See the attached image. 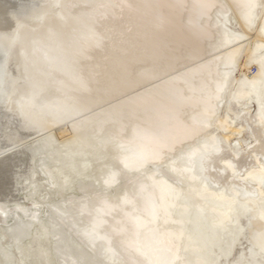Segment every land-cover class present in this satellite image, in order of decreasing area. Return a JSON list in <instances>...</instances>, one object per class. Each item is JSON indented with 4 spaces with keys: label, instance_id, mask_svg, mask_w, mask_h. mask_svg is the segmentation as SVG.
<instances>
[{
    "label": "water",
    "instance_id": "95a60500",
    "mask_svg": "<svg viewBox=\"0 0 264 264\" xmlns=\"http://www.w3.org/2000/svg\"><path fill=\"white\" fill-rule=\"evenodd\" d=\"M199 0H0V264H149L148 136Z\"/></svg>",
    "mask_w": 264,
    "mask_h": 264
},
{
    "label": "rangeland",
    "instance_id": "374dc122",
    "mask_svg": "<svg viewBox=\"0 0 264 264\" xmlns=\"http://www.w3.org/2000/svg\"><path fill=\"white\" fill-rule=\"evenodd\" d=\"M223 1L226 3L225 0ZM254 3L253 7L250 5L251 8L248 12L243 11L236 4L226 3L225 10L211 11L207 17L200 18L196 23L199 31L189 36L197 37V39L188 40L194 42L191 48L180 50L179 61L174 66L169 79L177 80V86L184 88L182 91L184 98L193 99L197 94H189L188 84L182 83L186 80L185 77H189L188 81L193 89L205 84L203 92L204 109H207L205 115H209L210 111L208 110L214 108L213 118L209 122L210 127L202 132L196 141L184 143L176 153L166 158V163L148 165V176L154 174L155 179L167 180L175 186L177 191L186 190L187 179L173 173L169 164L173 163L175 159L181 160L186 153L198 148L201 154H198L197 157L193 156L195 161L192 174L200 179L202 184L208 186L209 191L223 192L221 198L223 208L221 209V218L217 222L220 229L217 230L219 234L214 236L213 233L204 232L201 245L197 244L201 247L203 258L197 260L196 252L192 249L186 250L184 244L179 250V255L176 258L173 257L170 264H264V245L260 237L257 236L261 231L255 225L261 220L257 215H251V212L255 211L252 203L246 204L243 208L238 206L240 203H246L240 189L249 191L247 200L259 199L257 184L250 179L244 180L243 176L246 171L236 168L232 177L224 179V182L221 180L223 185H214L203 173L202 168V157L212 159L218 156V151L223 146H225V154H230L231 150L243 154L257 146L256 137H259L264 147V125L258 122L254 97L249 99L239 95L245 69L251 62H261L264 58V39L257 37L263 30L261 22L264 19V0H254ZM231 54H235L233 58ZM249 73L255 75L256 67H251ZM181 77H184L182 81ZM218 85L222 86V90L219 91L218 99L214 100L213 95L217 91ZM203 111L198 106H193L184 107L181 113L186 114L185 118H192L202 114ZM225 116L230 117L232 121L229 124L233 128L238 126L242 128L240 131L232 130L230 132L231 138L228 143L224 139V136L229 134L226 133L228 125L219 128L216 124L218 118ZM253 120V124H250ZM202 145H208L209 148L203 149ZM262 161L264 163V158ZM179 164V161L174 163L176 167ZM219 164L217 161L215 170H220L225 174V169ZM253 165L254 169L259 168L258 164ZM262 186L264 187V183ZM235 190L239 193L235 194ZM229 199L236 200V203L227 211L225 207L228 206ZM175 203L177 204L174 205L173 212L182 213L183 208L177 207L180 206L179 200ZM211 208L209 206L207 210H212ZM248 209H250L249 212H244L245 214L236 220L238 213ZM178 243L174 244L175 247L178 246ZM190 254L191 256L195 255L190 258Z\"/></svg>",
    "mask_w": 264,
    "mask_h": 264
},
{
    "label": "bare ground",
    "instance_id": "6f19581e",
    "mask_svg": "<svg viewBox=\"0 0 264 264\" xmlns=\"http://www.w3.org/2000/svg\"><path fill=\"white\" fill-rule=\"evenodd\" d=\"M225 1L227 4H236L240 9L246 12L251 8L250 5H252V7L255 5L254 0ZM223 2V0H199L181 49L192 47L194 42H189L188 40L197 39V37H189L191 34L199 31L196 24L197 21H199L200 18L207 17L211 11L218 12L225 10L227 4ZM261 25L263 30L257 36L258 39H264V19H262ZM234 55L235 54H231V57L233 58ZM178 61L179 55L175 65ZM253 66L257 69L255 75L249 73ZM183 78L184 77H181V81ZM187 78L185 77L186 80L182 81V83L188 84L187 89L189 94L192 95L197 93L196 98H184V93L182 92L184 88L177 86V80H169L148 136V165L166 163V158L176 153L184 143L196 141L200 134L210 127L209 122L213 118L214 108H210L208 110L210 111L209 115H205L207 111V109H204L205 101L203 98L205 84L196 86L193 89L188 81L189 77ZM220 90H222V86L219 87L218 85L217 91L213 95L214 100L218 99ZM240 91L239 95H242L241 97H248L249 99L254 97L258 122L264 125V58L261 62H251L247 69H245L244 80ZM193 106H198V108L204 111L202 114H198L192 118H185L186 114L181 113L183 108H190ZM207 117L208 119L206 120ZM231 121L230 117L225 116L218 118L216 122L219 128L228 125L226 133L229 134L224 136L226 143H228L231 138L230 132L232 130L240 131V129H242L240 126L233 128L232 125L229 124ZM253 122L254 120L251 121L250 124H253ZM256 140L258 142L257 146L247 153L238 154L231 150V155L229 153L225 154V146H223L219 149L218 156L212 159L203 156L202 168L204 171L203 173L209 177L211 183L214 185H223L224 179L232 177L236 172V168L246 171L243 176L244 180L250 179L257 184L259 199H256L257 201L247 200L249 191L240 189L241 195H244L246 203H240L238 206L240 205L243 208L246 204H253L255 211L251 212V215H257L261 220L255 225L257 229L261 231L257 236L260 237L264 245V187L262 186L264 183V163L262 161L264 158V147L259 137H256ZM202 148L207 149L209 146L202 145ZM198 154H201L200 150L194 148L192 151L186 153L181 160L175 159L173 163H170L171 165L169 164L173 173L181 177L184 176L187 179L188 186L184 191H177L173 184L163 178L155 179L154 174L148 176L149 264H170L173 257L176 258L179 255V250L184 244L186 250H194L197 260H200L203 256L201 254V247L197 246V244L201 245V238L204 232L213 233L214 236L219 234V231H217L219 229L217 222L218 219L220 220L221 218V209L223 208V201L221 198L223 192L209 191L208 186L202 184L203 182L192 174L195 161L193 160V156L195 155L197 157ZM176 161L180 162L177 167L174 165ZM217 161H219L221 167L225 169V174L220 170H215ZM253 164H258L259 168L254 169ZM221 180H223V182H221ZM234 193L238 194L239 192L237 193L235 190ZM177 200L180 202V206L177 207L183 208L182 213L173 212V207L177 204L175 203ZM229 200L228 206L225 207L227 211L236 203V200ZM209 206L212 207V210H207ZM249 210L250 209L238 213L237 218L235 215L234 217L237 220L239 217L249 212ZM176 242L179 243L178 246L175 247L174 244ZM194 255L195 254H192L191 256L190 254V258Z\"/></svg>",
    "mask_w": 264,
    "mask_h": 264
}]
</instances>
